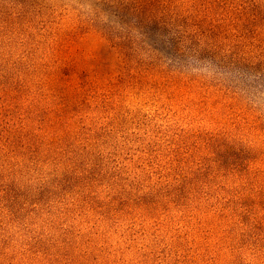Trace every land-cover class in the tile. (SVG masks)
Segmentation results:
<instances>
[{
  "label": "rangeland",
  "instance_id": "374dc122",
  "mask_svg": "<svg viewBox=\"0 0 264 264\" xmlns=\"http://www.w3.org/2000/svg\"><path fill=\"white\" fill-rule=\"evenodd\" d=\"M0 264H264V0H0Z\"/></svg>",
  "mask_w": 264,
  "mask_h": 264
}]
</instances>
